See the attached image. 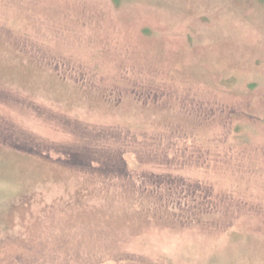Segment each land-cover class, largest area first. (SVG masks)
Returning a JSON list of instances; mask_svg holds the SVG:
<instances>
[{
    "label": "rangeland",
    "instance_id": "1",
    "mask_svg": "<svg viewBox=\"0 0 264 264\" xmlns=\"http://www.w3.org/2000/svg\"><path fill=\"white\" fill-rule=\"evenodd\" d=\"M0 264H264V0H0Z\"/></svg>",
    "mask_w": 264,
    "mask_h": 264
},
{
    "label": "flooded vegetation",
    "instance_id": "2",
    "mask_svg": "<svg viewBox=\"0 0 264 264\" xmlns=\"http://www.w3.org/2000/svg\"><path fill=\"white\" fill-rule=\"evenodd\" d=\"M134 86H136L134 88H141V90H144L145 89L147 91V89H148V88H146V86L145 87L144 86H141L139 84V82H135V85ZM136 91H137V89L132 90V95L135 94ZM148 92H149V95L150 96L151 95H155V92H153L151 90L150 91L148 90ZM136 96H137V99H136V97L135 98L133 96L132 97L136 101H138L139 103L146 104V105H149L150 104V102L148 100L147 101L143 100V95L142 96L136 95ZM151 105H154V104H151ZM155 106H158L159 107V104L157 103V104H155ZM210 111H211L210 112V115H212L213 113H216L215 112L216 110H210ZM203 116H205L206 119H204V122L202 121V122L199 123L200 126H205L207 124H210V123L212 124L213 123L212 120L209 119L210 117L207 118V115H203ZM207 119H209V121H207ZM166 138H168V137H166ZM160 140H164L165 141V138H162ZM164 141H162L163 144H165ZM136 143H137V141L134 140V139L133 140L130 139L129 142H127L128 147H130V148L135 147L136 146ZM158 143L160 144L159 141H151L150 142V145L153 146V145L158 144ZM166 144H167L166 147L168 149H165V148L163 149L161 147V150L156 149V150H150V151L147 150V151H149L148 153L151 154V155L157 154V152H159V154H162L163 156H166L168 158L175 157V156H182L184 159H187L188 157L191 158L192 156L195 157V155H198V153H199L197 151V147L193 144V141L186 134H184L183 137L177 136V139L170 140L169 142H166ZM161 168L162 169H165V170H170V171L175 172V173H179V171L181 170L180 168H166V166H161ZM158 181L160 182V184H159L160 187L162 185H165L166 183L168 185L169 184H175L172 181V178L170 176L159 177L158 178ZM179 184H182L183 185V188H184L183 190H186L187 188H191L190 185L193 184V181L192 182L190 180L188 182L187 181H184V182H180ZM198 184L201 187L204 186V184L201 183V182L198 183Z\"/></svg>",
    "mask_w": 264,
    "mask_h": 264
},
{
    "label": "trees",
    "instance_id": "3",
    "mask_svg": "<svg viewBox=\"0 0 264 264\" xmlns=\"http://www.w3.org/2000/svg\"><path fill=\"white\" fill-rule=\"evenodd\" d=\"M196 193H197L196 195L198 194L201 196L203 195V192L201 191H197ZM235 193L236 191L234 190L232 195L234 196ZM196 195L187 196V197L179 196V199L175 203L170 202L168 206H166L167 208L170 207L172 210H175L180 213V215L182 216V219H180V222H179L180 225L186 226L188 224H191V225L194 224L198 226L203 225L204 227H206L208 226V223H209V221H206L207 218L211 216H215V215H222L223 213L226 212L225 210L228 211L227 208L222 207L218 204L205 203L203 199L206 196L204 198H200V197H197ZM207 198H209V196H207ZM212 200L214 201L215 199L213 198ZM229 209L230 211L232 210L231 207ZM185 214H187L189 220L184 219L183 216ZM228 228H230V226H228Z\"/></svg>",
    "mask_w": 264,
    "mask_h": 264
}]
</instances>
